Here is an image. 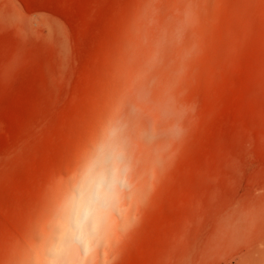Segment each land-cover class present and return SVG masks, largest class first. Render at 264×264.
I'll use <instances>...</instances> for the list:
<instances>
[{
    "label": "rangeland",
    "instance_id": "obj_1",
    "mask_svg": "<svg viewBox=\"0 0 264 264\" xmlns=\"http://www.w3.org/2000/svg\"><path fill=\"white\" fill-rule=\"evenodd\" d=\"M187 84L192 122L161 176L151 151L115 159L138 191L115 264H264V0H220ZM129 0H0V243L64 175L90 112L85 76ZM133 125L127 138L141 136Z\"/></svg>",
    "mask_w": 264,
    "mask_h": 264
},
{
    "label": "clouds",
    "instance_id": "obj_2",
    "mask_svg": "<svg viewBox=\"0 0 264 264\" xmlns=\"http://www.w3.org/2000/svg\"><path fill=\"white\" fill-rule=\"evenodd\" d=\"M130 7L85 76L93 115L73 166L49 178L39 211L6 245L0 264H115L128 229L131 168L113 160L154 153L162 176L174 162L195 105L187 84L204 52L210 0H129ZM216 7L220 0H214ZM133 125L143 135L125 136Z\"/></svg>",
    "mask_w": 264,
    "mask_h": 264
}]
</instances>
